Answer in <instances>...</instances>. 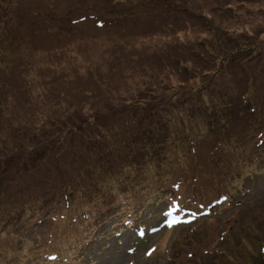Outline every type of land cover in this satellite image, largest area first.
Here are the masks:
<instances>
[{"label":"rangeland","instance_id":"rangeland-1","mask_svg":"<svg viewBox=\"0 0 264 264\" xmlns=\"http://www.w3.org/2000/svg\"><path fill=\"white\" fill-rule=\"evenodd\" d=\"M99 183L0 264H264V0H0V219Z\"/></svg>","mask_w":264,"mask_h":264},{"label":"trees","instance_id":"trees-1","mask_svg":"<svg viewBox=\"0 0 264 264\" xmlns=\"http://www.w3.org/2000/svg\"><path fill=\"white\" fill-rule=\"evenodd\" d=\"M172 100H173V97L171 100H169L167 102H166V100L160 102L162 111L165 110V113L168 114V112L170 110H173L175 107H177V106H175L174 108H172L174 105L169 104ZM173 102H175V101H173ZM184 103H186V102L185 101L182 102L181 105H184ZM204 107H206V104ZM225 118H226V115H222L218 119H213V120L205 119L203 124L205 127H207V125L216 124V123H221L223 125H226L227 121H225ZM170 124H174L173 119L169 115L165 116L164 121H161V127H159L161 134H163L165 131L163 129L166 128ZM206 130L208 131V129H206ZM168 139H169L168 136H163V142H160L161 148H162V145H167L169 143ZM183 142H185V139H183ZM148 143L149 142H147L146 140H143V145L145 144V146H146ZM143 145H142V147H143ZM183 146H184V143H183ZM179 147L180 146L176 145L174 151H177V149H179ZM188 147L191 148V145H188ZM144 150H145V148H144ZM141 152H142V150H141ZM146 153H147V151L144 152V154H146ZM100 183L97 184L95 187V188L98 187V192L89 193L90 197L86 196L88 198V201L84 202L83 204H80V201L77 198L78 192L73 191L74 187L71 188L68 186H62L57 192H53L51 195L49 193H45L46 197L43 198V202H40L41 200L38 199L39 197L37 198V196H36L32 200H30L28 203H25V205H23V207L15 210V212H13L11 214L4 213L2 215V217L0 219V225H1L0 226V233L5 228L11 227L15 224L18 226L19 229H26L27 227L23 223L24 219L32 220L33 218L38 217V216L46 219L49 216L56 215L58 211H63V209H65V208L67 211L68 210H75L76 211V209L80 208L78 210L81 211L82 210L81 208H83L85 205L90 206V204L93 201L100 203V199L98 197L101 194H103V192L101 190V184ZM112 186H116V185H112ZM110 187H111V185H110ZM48 194H49V196H47ZM103 195H105V194H103ZM38 202H40V203H38ZM69 203H70V205H69ZM32 231L33 230H30L31 233H32ZM99 232H101V230ZM136 232L138 233L139 230H136ZM97 236L98 235H96V237ZM139 236H141V234H139ZM93 238H94V236L88 234L86 232V230L81 231V234H76V237L74 238V240L72 242V247L68 248V251L71 252V255H70V262L66 263V264H72L73 261L75 260V258H74L75 256H77L79 259H81V261H82L81 264H84V263L87 264L88 262L85 260V259H87V256L85 255V253L88 249L93 251V246H92ZM80 244L82 245L81 248L76 250V246H78ZM28 260H29V263H35L36 264V262H38L35 259L29 258ZM53 260L55 261V258H53Z\"/></svg>","mask_w":264,"mask_h":264},{"label":"bare ground","instance_id":"bare-ground-1","mask_svg":"<svg viewBox=\"0 0 264 264\" xmlns=\"http://www.w3.org/2000/svg\"><path fill=\"white\" fill-rule=\"evenodd\" d=\"M60 217V216H59ZM52 259H53V257H52ZM66 262V261H65Z\"/></svg>","mask_w":264,"mask_h":264}]
</instances>
